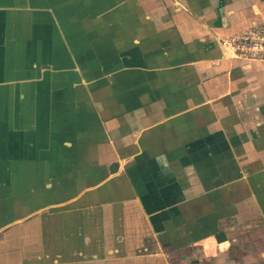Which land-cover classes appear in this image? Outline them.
I'll return each mask as SVG.
<instances>
[{
    "label": "crops",
    "instance_id": "obj_1",
    "mask_svg": "<svg viewBox=\"0 0 264 264\" xmlns=\"http://www.w3.org/2000/svg\"><path fill=\"white\" fill-rule=\"evenodd\" d=\"M264 0H0V264H264Z\"/></svg>",
    "mask_w": 264,
    "mask_h": 264
},
{
    "label": "built area",
    "instance_id": "obj_2",
    "mask_svg": "<svg viewBox=\"0 0 264 264\" xmlns=\"http://www.w3.org/2000/svg\"><path fill=\"white\" fill-rule=\"evenodd\" d=\"M225 47L237 56L264 61V25L258 26L243 36L225 40Z\"/></svg>",
    "mask_w": 264,
    "mask_h": 264
}]
</instances>
